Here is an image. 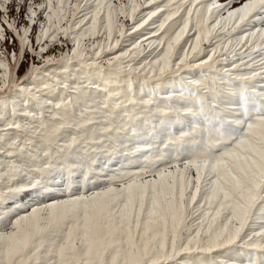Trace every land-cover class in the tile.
<instances>
[{
  "label": "snow or ice",
  "instance_id": "obj_1",
  "mask_svg": "<svg viewBox=\"0 0 264 264\" xmlns=\"http://www.w3.org/2000/svg\"><path fill=\"white\" fill-rule=\"evenodd\" d=\"M0 264H264V0H0Z\"/></svg>",
  "mask_w": 264,
  "mask_h": 264
}]
</instances>
